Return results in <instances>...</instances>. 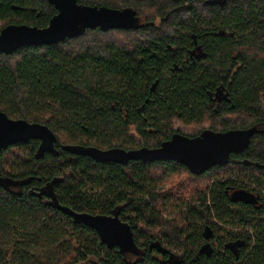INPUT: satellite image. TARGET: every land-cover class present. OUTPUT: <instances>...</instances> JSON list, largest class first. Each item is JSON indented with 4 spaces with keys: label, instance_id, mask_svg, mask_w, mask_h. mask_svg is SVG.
I'll use <instances>...</instances> for the list:
<instances>
[{
    "label": "trees",
    "instance_id": "trees-1",
    "mask_svg": "<svg viewBox=\"0 0 264 264\" xmlns=\"http://www.w3.org/2000/svg\"><path fill=\"white\" fill-rule=\"evenodd\" d=\"M78 2L131 8L139 26L87 30L55 45L0 54V112L46 125L58 138L53 154L39 157L38 140L0 154V177L10 183L0 187V264H79L90 258L97 264H168L149 250L159 238L179 251L174 264H239L226 251L200 254L204 226L216 221L229 228L251 225L256 242L242 264H264V217L256 215L264 211L247 204L230 211L235 204L225 194L231 183L264 189V0ZM55 15L47 0H0V33L12 24L46 28ZM227 31L237 43L214 38ZM190 33L213 42L210 61L177 72L172 64L191 47ZM237 48L239 72L230 79L229 59ZM155 82L156 93L150 94ZM221 82L235 104L226 116L214 114L209 96ZM254 127L258 132L250 146L216 167L212 173L225 174H211L217 178L212 187L197 192L188 186L205 183L208 175H194L176 162L100 163L62 149H154L175 134L194 138L207 128ZM174 177L173 189L180 192L172 195L164 186ZM51 189V196L43 193ZM53 197L79 213L118 214L133 230L136 252L109 250L95 230L56 209ZM175 208L178 215L165 219L163 213Z\"/></svg>",
    "mask_w": 264,
    "mask_h": 264
},
{
    "label": "water",
    "instance_id": "water-1",
    "mask_svg": "<svg viewBox=\"0 0 264 264\" xmlns=\"http://www.w3.org/2000/svg\"><path fill=\"white\" fill-rule=\"evenodd\" d=\"M57 10L49 26L38 28L12 24L0 33V54L10 55L29 46H51L67 39L81 37L87 30L99 29L133 30L139 26L136 12L131 9L118 10L109 7L87 6L78 0H47ZM220 35V34H218ZM217 35V36H218ZM222 35V34H221ZM158 82L151 87L156 90ZM258 132L256 127L236 129L226 132L206 130L198 137L175 134L159 148L142 147L134 150L111 148L103 150L82 145H65L62 149L74 155L86 156L100 163L127 165L130 162H177L186 166L194 175H202L211 168L229 162L235 153L246 150L252 138ZM30 140L40 142L38 156L56 153L58 138L48 126L15 120L0 112V154L18 143ZM10 185L7 179L0 177V187ZM232 199L244 204L256 205L257 197L246 190L233 192ZM53 206L71 217L75 224L85 225L97 232L100 241L109 250L118 249L122 255L134 253L137 246L131 226L123 222L118 214L92 215L79 213L69 207L61 206L52 198ZM153 248V245L151 246ZM204 248L201 249V252Z\"/></svg>",
    "mask_w": 264,
    "mask_h": 264
},
{
    "label": "flooded vegetation",
    "instance_id": "flooded-vegetation-1",
    "mask_svg": "<svg viewBox=\"0 0 264 264\" xmlns=\"http://www.w3.org/2000/svg\"><path fill=\"white\" fill-rule=\"evenodd\" d=\"M222 34H223L222 37H214V38L216 39L225 38L224 42L231 44V45H233L234 43H237L236 42L237 39L234 40V37H235L234 33L227 31ZM190 36L192 38L191 47L187 49V51L185 52L183 56H181V58L177 59L172 64V66L174 67V70H176L177 72H180L182 68L187 67V66H193V67L198 68L208 63V61H210V55H211L210 46L212 45L213 42L209 39V37L199 38L198 35L194 33H190ZM229 63H230V67L228 71H230L231 73V74L229 73V77L230 79H232V77L239 72V48H237L236 51L232 53L229 59ZM153 84L154 83H152V85ZM149 93L150 94L156 93V90L151 92V88H150ZM209 96H210V101L212 103L213 112L216 115L217 114L219 115L221 113L220 114L221 116H226L228 113H231L232 109H234L235 107V104L233 103V100L230 97V94L226 87L225 82H221V84L216 87V90L214 92L209 91ZM150 101L152 100L146 99V103H149ZM141 112H142V109L139 108L138 113H141ZM206 130H212V129L207 128L203 130L202 132ZM215 132H222V131H215ZM230 162H232V159H230L228 163ZM242 162L249 163L246 160H243ZM227 164L215 166L204 174L210 175L212 172L217 170L216 167L225 166ZM240 164H241V161L239 160V166ZM253 166L260 167L259 164L257 163H254ZM223 181H226V179ZM237 190H246L249 193L256 196L258 203L256 205H252V204H247V205L250 206L251 209L257 210L259 212L264 211V189L263 187L259 186L258 184L248 185V187H244L240 185L239 183H231L225 187L226 196L229 198L231 202L235 204V207L230 209V211H238L239 209L242 208L241 204L244 205L243 202L235 201L231 197L233 192ZM178 213L179 212L175 208V210L171 209V211L164 212L163 216L165 219L172 220L174 217H176V215H178ZM260 214L264 217V212L256 214V215L260 216ZM228 230H230L232 233L227 234L226 231ZM254 230L255 229L251 225L244 226L243 223H239V225H232L229 228V227H225L224 224L217 222V221L216 223L209 222L207 223V225L204 226V229H203V233H202L203 242L201 243L202 245L201 248L202 249L204 248L207 257H211L213 254L214 255L222 254L226 251L231 254L234 260L239 261V264H242L244 260L246 259L249 253V250L251 249V246H254L256 242V238H255L256 233ZM158 232L160 235V231ZM165 243H167V241L164 238H159V240L156 239L149 246V250L151 251L156 250L158 252V254H156V257L158 259L160 260L163 259L168 264H174L175 260L178 258L177 256L178 254H176L173 249H167ZM152 245H153V248H151ZM201 248L199 250L200 254L202 253Z\"/></svg>",
    "mask_w": 264,
    "mask_h": 264
},
{
    "label": "rangeland",
    "instance_id": "rangeland-1",
    "mask_svg": "<svg viewBox=\"0 0 264 264\" xmlns=\"http://www.w3.org/2000/svg\"><path fill=\"white\" fill-rule=\"evenodd\" d=\"M232 166H234V165H232ZM232 166L230 167V168H228V169H230V170H233L232 169ZM223 174H225V172H222ZM222 173H211V174H215V176H217V175H219V174H222ZM210 174V175H211ZM210 175H208L207 177H206V181H204L205 183H201V184H199L198 186H194V185H192V184H190L189 186H188V189L187 190H190V191H192V192H197V189L199 190L200 189V191L201 190H203V189H207V188H209V187H211L212 186V184L215 182V180L217 179V178H215V179H210ZM177 184H178V179L176 178V177H174V178H170L169 180H168V182H166V184H165V186H164V188H166V190H169V193H172V195H174V194H177V192L179 191V190H174L173 188H175V186H177ZM187 190H186V192H187ZM52 189L51 190H49V191H44L43 193H47V195H50V194H52ZM180 192V191H179ZM51 196V195H50ZM48 198H43V200L44 201H46ZM174 251H175V253L176 254H180L179 253V251L178 250H175V249H173ZM79 264H97V261L96 260H94V259H92V258H90L87 262H80Z\"/></svg>",
    "mask_w": 264,
    "mask_h": 264
}]
</instances>
